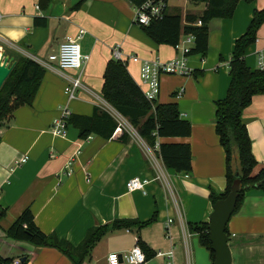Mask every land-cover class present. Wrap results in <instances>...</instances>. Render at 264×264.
<instances>
[{"label": "crops", "instance_id": "obj_1", "mask_svg": "<svg viewBox=\"0 0 264 264\" xmlns=\"http://www.w3.org/2000/svg\"><path fill=\"white\" fill-rule=\"evenodd\" d=\"M263 8L264 0L240 1L231 19H212L207 54L187 58L192 74L159 77L156 102L176 104L191 132L185 138H159L150 147L101 96L103 73L114 48L141 61L166 62L179 55L174 47L154 43L133 24L130 0H0V53L13 60L15 56L31 59L45 70L31 105L18 108L7 125L0 124V208L5 210L0 219V257H18L24 264H108L110 253L130 251L139 237L154 253L143 264H163L159 253H171L173 264H194L192 240L196 237L188 225L208 223L213 210L210 193L222 195L226 190L225 155L215 133V103L229 87L234 42L245 33L254 10ZM80 30L84 31L80 51L87 57L81 72L59 70L48 57L66 38L76 39ZM261 50L264 23L245 54L250 69H257L256 53ZM140 67L141 62L126 61L130 77L142 91ZM79 75L82 89L68 101L64 89L69 79ZM94 108L117 122L110 140L95 135L79 139L77 129L67 124L63 135L51 131L64 110L91 116ZM241 118L257 164L253 175H257L264 166V95L254 96ZM120 131L129 136L127 143L118 139ZM163 143L189 145L190 173L163 165L156 153ZM133 178L147 182L144 191H127L125 184ZM25 208L42 233L55 234L72 249L91 228L115 220L146 222L154 215L156 220L138 234L135 229L109 232L79 261L78 251L69 255L6 237V229ZM227 232L231 264H264L262 190L253 188L244 194Z\"/></svg>", "mask_w": 264, "mask_h": 264}, {"label": "trees", "instance_id": "obj_2", "mask_svg": "<svg viewBox=\"0 0 264 264\" xmlns=\"http://www.w3.org/2000/svg\"><path fill=\"white\" fill-rule=\"evenodd\" d=\"M45 0H41L43 2ZM203 4L201 14H186L184 22L179 14L168 13L162 20L152 22L146 27L140 26L143 33L159 45L176 46L182 35L195 37L194 47L189 56L204 57L208 51V23L212 19H231L240 1L247 3L254 0H187ZM201 26H195L197 21ZM264 23V8L254 10L245 33L233 45L228 75L230 83L223 99L215 103V133L225 155L226 190L222 195L211 192L209 200L214 204L224 199L236 180L238 173L240 181L235 214L239 209L244 194L253 188L264 192V166L257 175H253L256 162L251 154V142L245 125L242 123V112L247 108L254 96L264 95V71L250 69L245 63L247 49L256 41L257 31ZM14 65L0 89V124L7 125L13 118V113L20 107L31 105L36 96L45 70L31 59L15 56ZM12 62V63H13ZM103 100L119 115L125 118L136 130L137 134L150 146L154 147L159 138H185L190 135V124L179 117L176 104H160L148 101L141 89L130 77L126 64L111 59L103 73L101 88ZM67 126L77 129L79 139L91 135L110 140L118 128L117 122L105 111L93 109L91 116L70 115L66 119ZM119 140L127 143L129 136L120 131ZM157 156L163 165L177 173L191 172V152L188 144H159ZM5 210L0 208V219ZM231 215V216H232ZM155 215L146 222L136 220H115L107 225H100L88 230L83 242L72 249L66 242L59 241L55 234L46 235L35 225L29 208H25L16 220L6 229V237L20 242H26L36 247H51L71 255L72 250L78 251L81 261L109 232L119 229H135L138 231L155 222ZM189 233L198 239L199 246L210 250L208 223L188 225ZM226 233L227 226H226ZM136 244L143 250L146 259L153 257L150 251L137 237ZM213 259V253L210 254ZM24 264V263H23Z\"/></svg>", "mask_w": 264, "mask_h": 264}, {"label": "built area", "instance_id": "obj_3", "mask_svg": "<svg viewBox=\"0 0 264 264\" xmlns=\"http://www.w3.org/2000/svg\"><path fill=\"white\" fill-rule=\"evenodd\" d=\"M170 0H130L133 8V24L146 27L152 22L162 20L168 13L170 8ZM186 25V23H183ZM195 26H201L198 20ZM84 34L83 30L79 31V36L76 39L66 38L65 42L60 44L57 52L48 57V61L55 63L59 70H71L81 72L82 66L87 57L81 54L79 39ZM195 37L193 35H182L179 43L174 46L179 55L173 59L161 62L157 59L152 61H141L136 57L124 56L119 48H114L112 51L113 60L120 61L126 64L127 60L133 62H141L140 79L144 89L142 93L144 97L150 101H156L159 95V77L161 75L189 77L192 70L187 64V58L191 49L194 47ZM127 57V58H126ZM257 69L264 71V50L256 53ZM82 89L80 75L68 80L64 91L68 101L76 99L77 92ZM181 92L177 93V98ZM70 116L67 110H64L61 120L54 121L51 131L55 135H63L66 119ZM24 161V160H22ZM147 182L140 178H133L126 182L125 187L128 192L144 191V186ZM159 257L165 259L163 264H173L171 253L165 256L159 253ZM108 264H143L145 255L141 248L136 244L130 251L118 254L110 253L107 256ZM0 264H23L18 257L3 259L0 257Z\"/></svg>", "mask_w": 264, "mask_h": 264}, {"label": "water", "instance_id": "obj_4", "mask_svg": "<svg viewBox=\"0 0 264 264\" xmlns=\"http://www.w3.org/2000/svg\"><path fill=\"white\" fill-rule=\"evenodd\" d=\"M12 60L4 53H0V89L14 65V62L10 64ZM235 177L236 180L233 182L228 195L214 204L213 210L209 215L208 235L211 244L210 250L200 247L197 238L192 240L194 264H231L226 226L235 209L239 191L240 181L237 172ZM211 253H213V259H211Z\"/></svg>", "mask_w": 264, "mask_h": 264}, {"label": "rangeland", "instance_id": "obj_5", "mask_svg": "<svg viewBox=\"0 0 264 264\" xmlns=\"http://www.w3.org/2000/svg\"><path fill=\"white\" fill-rule=\"evenodd\" d=\"M169 13L179 14L181 16V25H184V17L186 14H201L204 10L203 4L189 2L187 0H170ZM136 27H139L136 25Z\"/></svg>", "mask_w": 264, "mask_h": 264}]
</instances>
